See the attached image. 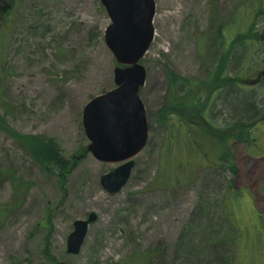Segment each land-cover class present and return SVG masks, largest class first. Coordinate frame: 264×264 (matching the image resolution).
<instances>
[{
  "label": "rangeland",
  "instance_id": "obj_1",
  "mask_svg": "<svg viewBox=\"0 0 264 264\" xmlns=\"http://www.w3.org/2000/svg\"><path fill=\"white\" fill-rule=\"evenodd\" d=\"M254 2L156 0V35L140 61L147 69L140 96L149 140L117 193H109L100 178L119 163L99 161L88 150L64 189L0 126V264H124L149 250L156 254L145 264H264V215H257L264 213V119L253 128L255 144L232 142L236 173L206 160L187 163L192 167L186 172L171 163L163 167L167 135L158 121L168 92L166 68L206 80L224 52L217 39L245 31L244 10ZM18 3L10 31L0 39V117L24 136L56 140L71 158L90 143L82 116L86 103L116 86L119 62L105 42L109 13L101 0ZM255 29L264 32V13L256 16ZM249 40L226 46V73L246 79L213 98L211 117L222 125L251 120L252 102L264 109V39ZM9 168L17 182L2 175ZM169 173H179L181 181L174 183ZM231 180L236 195H230L228 214L223 203ZM91 211L98 219L80 252L68 253L74 221Z\"/></svg>",
  "mask_w": 264,
  "mask_h": 264
},
{
  "label": "trees",
  "instance_id": "obj_2",
  "mask_svg": "<svg viewBox=\"0 0 264 264\" xmlns=\"http://www.w3.org/2000/svg\"><path fill=\"white\" fill-rule=\"evenodd\" d=\"M18 1L0 0V39L7 36L10 31L11 15L14 9L19 7ZM252 4L253 6L251 5L250 9L244 10L249 21L248 26L244 29L245 31L242 30L243 32L241 33L236 29V31H233L231 39L225 38L223 33L217 39L219 47L223 48L224 52L221 53L220 61L210 71L206 80L197 81L195 78L184 77L169 67L166 68L168 92L165 104L158 111V121L163 124L165 135H167L163 152L165 163H163V167L171 163L176 172H186L192 167L188 166L187 163L198 165L201 161L206 160L211 161L212 166L215 164V167L228 168L233 173H236L238 168L235 165L232 142L237 140L246 144L250 142L255 144L257 141L253 128L258 120L264 119V109L261 107L255 108L253 102L256 116L251 120L238 118L222 125L211 117L212 102L219 96L221 90L233 84L239 86L238 81L246 79L239 75L230 76L226 73L227 59L231 49H226V46L242 44L246 41L250 42L249 39L257 41L264 39V32L255 29L256 16L264 13V0H255ZM234 109L241 115H246V113L240 112L239 109L235 107ZM0 126L4 127L6 131H10L15 138L23 142L34 163L47 175H56L60 186L64 189L67 187L66 183L71 172L88 153L87 148L84 147L71 158H67L62 154L58 143L54 139L45 136H42V138L31 135L24 136L20 132L18 133L11 129L3 117H0ZM1 173L5 175L4 177L11 176L15 182L20 179L11 168ZM169 175L175 181L174 183L181 181L179 173L176 176L171 173ZM233 183L234 180H231L227 189L226 205L223 203L225 212H228L225 207H227L230 195L232 193L236 195V192L232 189ZM26 189L28 188H25L24 191ZM2 213L3 211L0 209V215ZM257 215L260 217L264 213ZM155 254L150 250L138 252V254L127 257L124 264H136L139 259L141 260L140 264H145V260Z\"/></svg>",
  "mask_w": 264,
  "mask_h": 264
},
{
  "label": "water",
  "instance_id": "obj_3",
  "mask_svg": "<svg viewBox=\"0 0 264 264\" xmlns=\"http://www.w3.org/2000/svg\"><path fill=\"white\" fill-rule=\"evenodd\" d=\"M111 23L105 31V42L119 62L114 69L116 86L90 99L83 110V125L90 143L87 150L96 159L119 163L101 175L100 183L111 194L119 192L130 179L136 164L134 157L145 149L149 140L146 107L140 89L146 83L147 69L141 59L155 38L153 23L156 0H101ZM264 75V71L262 72ZM94 211L87 219L74 221L67 239V252L78 254ZM36 264H67L47 261Z\"/></svg>",
  "mask_w": 264,
  "mask_h": 264
}]
</instances>
